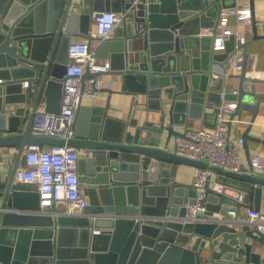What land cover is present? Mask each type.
I'll list each match as a JSON object with an SVG mask.
<instances>
[{"label":"water","instance_id":"1","mask_svg":"<svg viewBox=\"0 0 264 264\" xmlns=\"http://www.w3.org/2000/svg\"><path fill=\"white\" fill-rule=\"evenodd\" d=\"M235 4L236 0L231 4L0 0V147L18 149L8 178L0 172V264H264L257 246H264V234L238 219L243 205L262 206L264 166L252 168L250 158L247 167L234 171L171 146L172 139L184 133L177 126L204 115L206 98L214 88L215 65L227 70L237 52L220 54L214 46L195 52L186 27L202 20L210 28L213 23L204 18ZM109 5L123 19L114 36L99 45L98 55L111 57L110 71L121 87L101 89L109 93L106 105L81 103L74 137L34 132L41 108L46 113L61 111L72 38L86 37L91 45L96 38L92 10H108ZM251 5L254 10V0ZM253 27V35L239 47L243 48L239 85L224 92L226 99L238 102L229 129L241 108L253 112L243 135L249 157V140L264 143L263 136L250 133L264 102V91L258 90L264 78L248 75L250 43L264 40L255 11ZM115 59H120L118 66ZM96 74L88 67L84 78ZM113 92L134 95L136 103L125 120L111 112ZM140 95L144 102L137 101ZM136 104L144 105L139 108L142 113L157 115L141 119L134 112ZM217 110L218 106L215 116ZM29 143L94 150L92 157L79 160L80 179L89 196L82 213L35 212L40 192L14 182ZM183 164L212 171L205 184L206 210L199 212L205 220L183 221L197 196L194 183L179 179ZM216 183L223 187L216 188ZM230 209L237 211L235 217Z\"/></svg>","mask_w":264,"mask_h":264},{"label":"built area","instance_id":"2","mask_svg":"<svg viewBox=\"0 0 264 264\" xmlns=\"http://www.w3.org/2000/svg\"><path fill=\"white\" fill-rule=\"evenodd\" d=\"M239 3L223 8L217 18L216 30L206 28L205 34H215L214 49H225L232 35L236 37L238 48L253 33L254 10L251 2L238 0ZM96 30L93 35L98 39L97 46L90 45L87 40H74L69 45L70 61L67 65L66 78L63 82L64 90L61 99V111L46 113L41 108L34 119L32 130L36 133H45L65 138L76 134V117L78 108L84 97L97 96L104 86V74L111 70V61L102 59L98 55L99 45L114 36L115 29L123 19V14L113 9L92 10ZM232 17H236L237 24H231ZM243 57L230 59V68L241 70ZM96 75L84 78L87 68ZM227 69V73H229ZM222 102L218 105L216 124L212 129L200 125L187 126L183 134L176 137L177 151L197 159L208 157L211 164L222 165L231 170H242L247 167L243 161L239 143L244 138L232 139L229 124L230 114L237 106V100H228L221 96ZM94 150L89 147H74L69 145L46 146L36 143L25 145L23 158L15 171V184H32L33 189L40 192V207L35 209L39 213L79 214L89 204V196L83 189L80 179L79 160L90 158ZM252 168L263 167V156L255 153L251 157ZM194 185L197 189L196 202L190 205L189 213L183 221H202L205 216L199 212L206 210L203 198L206 194V180L212 171L204 167H195ZM216 188H222V183H216ZM243 194L240 195L242 199ZM52 205L56 210L51 209ZM233 217L237 215L234 209L229 210ZM168 218L173 217L167 215ZM166 217V218H167ZM244 223L257 227L264 234V209L248 206L243 220Z\"/></svg>","mask_w":264,"mask_h":264},{"label":"crops","instance_id":"3","mask_svg":"<svg viewBox=\"0 0 264 264\" xmlns=\"http://www.w3.org/2000/svg\"><path fill=\"white\" fill-rule=\"evenodd\" d=\"M226 2L227 4L233 3L235 0H223V2ZM242 1V0H241ZM250 1L251 0H246ZM239 3L238 0H236V4ZM235 4V5H236ZM110 9H112L111 5H109ZM214 7V6H213ZM212 7V8H213ZM226 8V7H222ZM77 10H80L78 8ZM254 11L257 18V27L259 34H264V0H254ZM214 15V14H213ZM209 15L206 18H204L205 22H208L210 25L213 23L214 26L210 27V29L216 30L217 26V18L218 15L216 14ZM202 20H197L196 22H190L188 23L186 29L188 30V34H190L194 46V51H202L206 48L213 47V36L214 34H205L207 29L201 24ZM231 24L236 25L237 20L236 17H232ZM96 30V24L93 21V27L92 31ZM253 35V33H252ZM251 35V36H252ZM250 38V37H249ZM74 40H88V38L75 35L72 38V41ZM99 43L97 38H94L92 40L93 46H97ZM227 47L225 49L216 50L217 53L220 54H226L232 52V50H237L236 54L233 56L234 60L237 59L239 56L243 57V48H238L236 37L232 35V37L229 38L228 43L226 45ZM249 71L248 75H255L259 78H264V40H255L250 43L249 47ZM102 58V57H101ZM107 59L111 61V57L109 58H102ZM120 62V59L114 60V65L118 66ZM230 68V64L228 65L227 69ZM223 67H221L219 64L215 65L214 74H213V83L214 88L211 90L210 93H208L207 96V107L205 109V113L202 117H189L186 124H182V126H177L180 130H185L187 126L189 127H199L200 125H204L205 127L212 129L216 124V116H215V108L218 106V102L222 101V94L226 91L232 92L234 91L238 85H239V76L237 75L241 70H238L233 67V69H229V73L226 72ZM116 74L109 71L104 74V86L103 88H110L113 86L114 88H120L121 84L117 83L115 80ZM258 90L264 91V82L258 83ZM109 93L107 91L101 90V92L97 96L93 97H84L82 102L84 105H106L107 99H108ZM145 96L140 95L137 96V101H143ZM236 100V99H235ZM136 101L134 100L133 93L129 92L128 94L123 93H117L113 92L111 95V112L120 119H127L129 116V112L132 108V105L135 104ZM218 104V105H217ZM144 105L136 104L134 107V112L136 111V115H138L141 119L143 117L157 115L155 113H142V111H139V108H143ZM138 110V111H137ZM253 112L249 109L241 108L239 110V113L236 115V118L234 119V122L232 124V127L230 129V133L232 134V139H237L239 137H242L244 135V131L250 126V121L252 119ZM257 119L252 124V127L250 129V133L261 135L264 137V102L260 108V110L257 113ZM176 144V138L172 139L171 146L173 147ZM240 151L242 154V159L247 163V161L252 157L255 153H260L263 156V162H264V143L257 141V140H249V150H251L250 157L247 154V151H245L244 143H239ZM17 151L18 149L16 147H0V172L3 175V179H7L12 167L14 166L16 160H17ZM85 158V157H83ZM195 167L190 165H180L178 170L179 171V179L181 181H188V182H194V170ZM216 174H214L215 178ZM17 187L20 188H31L33 189L34 186L32 184H16ZM261 209H264V195L261 198ZM248 206L243 205L241 208V214L239 215L238 219L240 221L243 220L245 212L247 210ZM244 222V221H243ZM249 241L254 242V239L249 238ZM256 243V241H255ZM258 247H261L262 253L264 255V246L261 243H257Z\"/></svg>","mask_w":264,"mask_h":264}]
</instances>
